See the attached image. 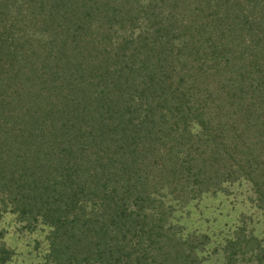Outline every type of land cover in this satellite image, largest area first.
Returning a JSON list of instances; mask_svg holds the SVG:
<instances>
[{
	"label": "trees",
	"instance_id": "1",
	"mask_svg": "<svg viewBox=\"0 0 264 264\" xmlns=\"http://www.w3.org/2000/svg\"><path fill=\"white\" fill-rule=\"evenodd\" d=\"M234 183L264 210V0H0V217L34 264H264L241 220L210 250L173 222Z\"/></svg>",
	"mask_w": 264,
	"mask_h": 264
},
{
	"label": "rangeland",
	"instance_id": "2",
	"mask_svg": "<svg viewBox=\"0 0 264 264\" xmlns=\"http://www.w3.org/2000/svg\"><path fill=\"white\" fill-rule=\"evenodd\" d=\"M173 222L180 224L184 232L195 230L209 237L207 250L223 242L233 226L243 221L246 229L253 233L264 234V210L256 208L249 199L245 184L234 183L225 194L203 195L173 213ZM0 228L4 230L3 241L13 251L8 264H34L43 253L42 232L25 235L15 230L16 224L9 213L0 217ZM34 239L38 245L34 248ZM201 264H221V258L209 254Z\"/></svg>",
	"mask_w": 264,
	"mask_h": 264
}]
</instances>
